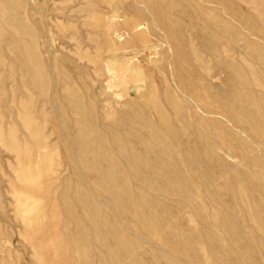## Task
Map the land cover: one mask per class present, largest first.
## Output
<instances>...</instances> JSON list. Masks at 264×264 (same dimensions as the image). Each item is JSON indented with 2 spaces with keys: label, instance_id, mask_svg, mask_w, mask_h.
Masks as SVG:
<instances>
[{
  "label": "rangeland",
  "instance_id": "374dc122",
  "mask_svg": "<svg viewBox=\"0 0 264 264\" xmlns=\"http://www.w3.org/2000/svg\"><path fill=\"white\" fill-rule=\"evenodd\" d=\"M0 264H264V0H0Z\"/></svg>",
  "mask_w": 264,
  "mask_h": 264
},
{
  "label": "bare ground",
  "instance_id": "6f19581e",
  "mask_svg": "<svg viewBox=\"0 0 264 264\" xmlns=\"http://www.w3.org/2000/svg\"><path fill=\"white\" fill-rule=\"evenodd\" d=\"M111 27H113V23H112V22H107V23H105V31H106L107 35L110 34V33L108 34V32H109V30H110ZM110 31H111V30H110ZM107 70H109L108 67H107ZM110 71H111V70H110ZM112 72H113V70H112ZM113 73H115V72H113ZM113 75H114V74H113ZM114 76H115V75H114ZM119 77L122 78L120 74H119ZM113 78H114V77H113ZM113 78H112V79H113ZM123 79H124V78H123ZM114 80H115V79H114ZM116 80H117V79H116ZM120 80H121V82H122V79H119V82H120ZM118 84H119V83H118ZM121 84H122V83H121ZM18 194H19V193H18ZM20 201H21V200H20ZM20 201H19V202H20ZM21 202L23 203V201H21ZM22 203H21V204H22ZM39 223H40V222H39ZM41 224H43V223H41ZM33 225H34V224H33ZM36 226H37V225H36ZM42 226H43V225H42ZM31 228H32V227H31ZM40 229H41V228H40Z\"/></svg>",
  "mask_w": 264,
  "mask_h": 264
}]
</instances>
